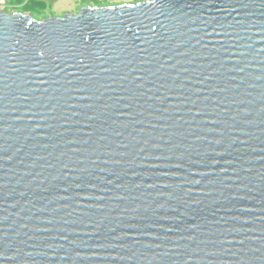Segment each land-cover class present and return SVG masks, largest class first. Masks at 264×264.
Returning <instances> with one entry per match:
<instances>
[{
    "label": "water",
    "instance_id": "obj_1",
    "mask_svg": "<svg viewBox=\"0 0 264 264\" xmlns=\"http://www.w3.org/2000/svg\"><path fill=\"white\" fill-rule=\"evenodd\" d=\"M0 264H264V0L0 10Z\"/></svg>",
    "mask_w": 264,
    "mask_h": 264
},
{
    "label": "rangeland",
    "instance_id": "obj_2",
    "mask_svg": "<svg viewBox=\"0 0 264 264\" xmlns=\"http://www.w3.org/2000/svg\"><path fill=\"white\" fill-rule=\"evenodd\" d=\"M135 0H0V10L21 11L31 14L36 19L53 15L62 16L66 12L77 13L86 4L118 5Z\"/></svg>",
    "mask_w": 264,
    "mask_h": 264
},
{
    "label": "snow or ice",
    "instance_id": "obj_3",
    "mask_svg": "<svg viewBox=\"0 0 264 264\" xmlns=\"http://www.w3.org/2000/svg\"><path fill=\"white\" fill-rule=\"evenodd\" d=\"M120 7H123V5H119ZM29 23H31V20L28 21Z\"/></svg>",
    "mask_w": 264,
    "mask_h": 264
},
{
    "label": "flooded vegetation",
    "instance_id": "obj_4",
    "mask_svg": "<svg viewBox=\"0 0 264 264\" xmlns=\"http://www.w3.org/2000/svg\"><path fill=\"white\" fill-rule=\"evenodd\" d=\"M86 5H92V4H86ZM7 12H9V11H7Z\"/></svg>",
    "mask_w": 264,
    "mask_h": 264
},
{
    "label": "built area",
    "instance_id": "obj_5",
    "mask_svg": "<svg viewBox=\"0 0 264 264\" xmlns=\"http://www.w3.org/2000/svg\"><path fill=\"white\" fill-rule=\"evenodd\" d=\"M1 3V2H0Z\"/></svg>",
    "mask_w": 264,
    "mask_h": 264
}]
</instances>
